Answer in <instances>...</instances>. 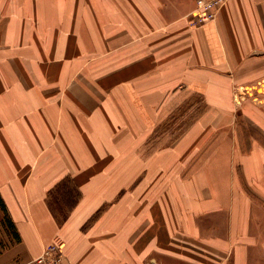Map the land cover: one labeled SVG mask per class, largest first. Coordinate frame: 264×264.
Instances as JSON below:
<instances>
[{"label":"crops","instance_id":"0c3cea01","mask_svg":"<svg viewBox=\"0 0 264 264\" xmlns=\"http://www.w3.org/2000/svg\"><path fill=\"white\" fill-rule=\"evenodd\" d=\"M65 1L0 0V264L57 239L64 264H256L264 105L233 93L264 80V0L202 26L197 0Z\"/></svg>","mask_w":264,"mask_h":264},{"label":"rangeland","instance_id":"374dc122","mask_svg":"<svg viewBox=\"0 0 264 264\" xmlns=\"http://www.w3.org/2000/svg\"><path fill=\"white\" fill-rule=\"evenodd\" d=\"M102 0H66L64 4V6H72L76 9V11L78 10V8H87V6L89 4H101ZM94 6V5H93ZM66 7V8H68ZM96 7V6H94ZM97 8V7H96ZM79 13H82L81 11H79ZM50 39H53V37L51 36ZM61 43L63 44V50L65 51L69 46L70 43H63V42H49L47 43V47H50V52L52 53H57V54H61ZM5 46L6 44H0V53L5 52ZM20 44H15V48H19ZM63 52V51H62ZM62 61L66 62L69 60L63 59ZM117 61V58L112 61V64H114ZM48 62V61H47ZM82 60H79V63H81ZM52 61L48 62V65H51ZM89 67V70H103L102 68H104V63H103V58L100 56H93V58L89 59V60H84V62L82 63V68L83 70H86V67ZM114 68V69H113ZM118 68H115L112 66V68H110V70H117ZM32 74L34 73V70H29ZM1 70H0V83L2 81L1 78ZM17 74V72H16ZM86 78L85 75L80 74V75H76V77H74L73 79H79V78ZM94 77L96 78H106V74L103 76V74L100 75H94ZM92 79V78H91ZM80 80V79H79ZM15 82H21V79L17 76L14 79ZM233 98L235 100V102L237 104H239L241 106V104L243 103H239L240 100L241 102H245L244 100H252L254 99L257 103L261 104L262 106L264 105V80H261L260 82H258L257 84H254L252 87L250 88H246V89H240V91L238 93H233ZM241 107H239L240 109ZM255 191V188L253 189ZM256 193H258V191H255ZM262 194V191H260V195ZM255 204V212L260 215L261 217L259 218V222L260 225L258 228H254V233L251 237V244L250 246L252 247V251H250V258L254 260V262L257 264L259 261L264 263V203L263 202H255L253 203ZM6 226H7V220L2 212V208L0 206V253H2V251H5L9 245L10 242L8 241V236L9 232L6 230Z\"/></svg>","mask_w":264,"mask_h":264},{"label":"built area","instance_id":"2783aa9c","mask_svg":"<svg viewBox=\"0 0 264 264\" xmlns=\"http://www.w3.org/2000/svg\"><path fill=\"white\" fill-rule=\"evenodd\" d=\"M230 0H197L193 17L195 25L202 26L214 21L221 9ZM65 244L61 239H57L53 245L44 250L41 256L31 260L27 264H64Z\"/></svg>","mask_w":264,"mask_h":264},{"label":"trees","instance_id":"16d2710c","mask_svg":"<svg viewBox=\"0 0 264 264\" xmlns=\"http://www.w3.org/2000/svg\"><path fill=\"white\" fill-rule=\"evenodd\" d=\"M0 206L2 208V211L5 213V218L7 220V226L10 228V230H13V224L11 223V221L9 220V218L7 216V212H6V209H5L3 202L1 201V198H0Z\"/></svg>","mask_w":264,"mask_h":264}]
</instances>
